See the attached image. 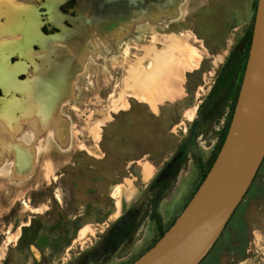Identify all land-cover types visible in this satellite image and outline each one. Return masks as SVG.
Returning <instances> with one entry per match:
<instances>
[{
  "label": "rangeland",
  "instance_id": "obj_1",
  "mask_svg": "<svg viewBox=\"0 0 264 264\" xmlns=\"http://www.w3.org/2000/svg\"><path fill=\"white\" fill-rule=\"evenodd\" d=\"M153 5L0 0V264H131L204 180L220 143L210 163L186 177L177 165L194 128L205 132L194 120L212 91L194 94L183 77V99L162 94L157 108L159 93L133 91L139 53L164 50L155 39L177 31L155 25ZM248 33L236 53L248 52ZM242 76L219 113L221 138ZM142 159L143 168H159L151 178L136 167ZM201 264H264V162Z\"/></svg>",
  "mask_w": 264,
  "mask_h": 264
},
{
  "label": "crops",
  "instance_id": "obj_2",
  "mask_svg": "<svg viewBox=\"0 0 264 264\" xmlns=\"http://www.w3.org/2000/svg\"><path fill=\"white\" fill-rule=\"evenodd\" d=\"M257 3L258 0H154L155 25H159L160 30L164 27L177 31L166 37L159 34V41L155 39L154 45H161L162 41L168 44L164 50L154 46L143 56L139 53L137 84L134 85L133 91L159 93V96H148L153 97L156 108L162 94H172L170 101L183 99L181 94L187 87L181 81L183 77L187 78L188 83H195L190 92L210 93L214 88L215 79L247 36L256 14ZM149 61L153 64H147ZM175 93L177 96L174 97ZM146 103L152 107L150 102ZM194 121L196 127L197 124L201 126L200 121ZM224 127V116L218 114L203 126L205 132L194 128L191 142L184 141L181 144L180 149H184L185 155L181 164L177 165L182 167L179 178L186 177L190 167L196 171L197 167L201 168L210 163L220 143ZM195 156L201 159L198 166L194 163ZM138 162L145 164L144 159L136 163ZM143 165L138 164L136 167H141V173H144L145 177L151 178L159 171L154 165L150 164L146 168H143ZM164 198H169V194Z\"/></svg>",
  "mask_w": 264,
  "mask_h": 264
},
{
  "label": "water",
  "instance_id": "obj_3",
  "mask_svg": "<svg viewBox=\"0 0 264 264\" xmlns=\"http://www.w3.org/2000/svg\"><path fill=\"white\" fill-rule=\"evenodd\" d=\"M177 157L162 172L173 169ZM264 162V0L224 143L199 188L163 236L131 264H201L250 190Z\"/></svg>",
  "mask_w": 264,
  "mask_h": 264
},
{
  "label": "trees",
  "instance_id": "obj_4",
  "mask_svg": "<svg viewBox=\"0 0 264 264\" xmlns=\"http://www.w3.org/2000/svg\"><path fill=\"white\" fill-rule=\"evenodd\" d=\"M248 36L252 37L251 30L249 31ZM248 54H249V50L245 54L235 52L231 56V58L228 60L227 64L225 65L222 72L220 73L212 92L210 93V95L208 96V98L206 99V101L204 102V104L202 105L199 111L201 125L202 124L207 125L211 120H213L221 112L230 94V91L236 84V80L239 77L240 72L243 70V73H244L245 65H246L245 61H247ZM241 82H242V79H241ZM228 128L226 129L225 133L223 134L221 138L218 153L224 143L225 137L228 132ZM218 153L214 156L213 161L211 162V167ZM156 203H157V199L153 200V204H155V206H156ZM157 219H158V216H157Z\"/></svg>",
  "mask_w": 264,
  "mask_h": 264
},
{
  "label": "flooded vegetation",
  "instance_id": "obj_5",
  "mask_svg": "<svg viewBox=\"0 0 264 264\" xmlns=\"http://www.w3.org/2000/svg\"><path fill=\"white\" fill-rule=\"evenodd\" d=\"M200 122H201V119H200ZM197 126H198V124H197Z\"/></svg>",
  "mask_w": 264,
  "mask_h": 264
}]
</instances>
